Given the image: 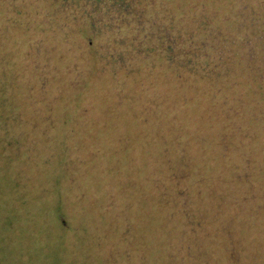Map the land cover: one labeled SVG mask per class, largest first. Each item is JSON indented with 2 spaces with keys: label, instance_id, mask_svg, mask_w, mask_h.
<instances>
[{
  "label": "trees",
  "instance_id": "16d2710c",
  "mask_svg": "<svg viewBox=\"0 0 264 264\" xmlns=\"http://www.w3.org/2000/svg\"><path fill=\"white\" fill-rule=\"evenodd\" d=\"M155 6V3L150 0H0V69L1 67L8 66L12 68L15 66L16 51L10 49L14 45L15 37L25 40L26 47L22 55L38 60L40 56L36 55L37 49L45 43L46 39L54 46V35H56L64 47L60 50L51 48L49 59L55 61L50 63L51 65L47 66L45 62L42 66L36 65L34 67L35 72L31 78L37 80L38 91H48L51 85L54 86V84L64 85L59 105H63L65 109L68 108L65 107L67 106L66 103L70 104L69 108H71L74 102L82 101L84 92L90 91L92 79H100L102 75H108L111 78V80L105 81L104 84L111 83L113 89L117 88L129 92L120 97L119 101L116 100V103L110 101L109 105H106L112 107V109H107V113H109L108 116L113 114L114 118L107 121L111 129H103L97 127L99 123H95L97 122L95 118L90 120L88 115H84L83 112L73 115L71 111H68L70 110L68 108V110L66 109L67 112L60 115L57 113L58 111H52L47 104L46 109L49 111L47 115L36 114L35 116L34 114L33 121L32 118H23L19 115L21 112L19 110L22 107H20V104L14 103V97L21 98L22 102L24 94L28 93V90L30 92H33V90L23 88L26 92L23 93V91L16 90L11 85L4 88L7 86L2 85V81H0V156H2V159L7 158V152H4L5 149L9 153L12 149L15 152L20 149L17 157L18 161L21 160L22 165H24L23 170L35 169L40 163L34 162L32 160L34 157H28V154H26L28 152L26 143L35 144L37 138L35 130L20 132L22 129L15 130L12 126L26 125L32 122L38 125L48 124L54 128L60 122L65 125L67 122L65 117H68V121L72 122V127L65 129L61 138L62 142L63 140L66 141L69 147L65 148L61 142L62 148L58 152L51 150L47 163L52 164L53 158L58 161V164L63 165L64 160L67 161L68 159V150H75L76 152L81 150L83 159L78 163V167L85 166L88 168L85 171L83 170L80 177L74 178L70 184L68 181L63 182L60 175H54L51 179L45 172V175L50 179L49 184H46L44 178L42 179L44 184L47 185V189L42 192L34 190L33 199L30 201H26V197L29 192H33V189H28L29 192L24 194L22 204L28 205L30 209H26L18 217L15 216V220L19 221V224L15 227L18 229L22 226L21 223L24 222L27 223L25 227L31 225L34 230L33 234L35 236H31L28 242L22 239L23 236L16 237L20 238L17 241L22 245L20 251L26 264H55V262L56 264H121L122 257L125 258L124 253L119 254L120 252L115 251L113 258L104 261L95 252V249H100L103 244L107 245L108 235L104 233L103 236L101 233H97L91 236L93 228L96 227L95 221L92 220H95V218L91 214L92 210H89L86 205L88 196L84 195L85 191L80 183H82L85 176L97 175L96 162L110 160L114 166H108L106 161V165H104L106 172H113L115 169L121 171L124 168L127 175L126 185L124 186L119 182L118 185L123 190L117 196V199L122 201V208L127 212L122 215L121 220L133 222V218H136V212L146 230H149L152 226H158L159 230L164 231L163 233L169 231L168 220L165 221L164 215H160L158 206L163 208L172 206L174 209V207H177L178 201L183 206L187 200L186 197L190 195L187 187L189 180L192 183L198 181L203 187V190L195 189V195L200 192V196L203 198L209 199L212 197L213 193L209 191V183L211 182L198 174L197 167H194L190 172V178L186 172L187 175H180V178L177 179L170 172L166 175V178L158 172L146 175L143 169L138 170L137 166L132 164L135 160V157H131L133 154L138 156L137 161L142 164L145 163V165L147 163L146 159L150 156V152L143 146L144 141H146L145 134L136 132L134 128H121L120 122H124L129 126L131 124L137 125L138 121L146 123L147 118L145 115L144 120L139 118L143 115L118 118V108L116 107L127 104L131 108L135 106L137 100L143 108L142 112L144 114L148 113L151 118H155L153 113L154 108L157 107L145 106L150 104L145 101L144 96L138 99L132 92L127 90L129 86V90L132 91L133 86L136 85L139 93L147 92L154 84L151 75L143 73L146 60L151 58L147 56L145 51L156 52V57L164 63L160 70L168 71L175 76L177 82L174 83V86L176 85L178 92H192L195 94L196 91H199L201 94H211L212 106L217 105L213 101L215 97L222 101L225 105V112H220L218 115L225 118L229 139L236 140L234 135L240 131V128L246 130L252 124L258 126L264 124V115L261 116L263 111H260L263 107L257 104L263 101L260 94L264 95V80L258 75L252 76L253 73H264V65H253V61L256 60L257 56L264 58L262 46L247 49L249 55L246 54V59L253 64L239 67L237 65V60H239L238 49L241 47L242 42L248 39H246L247 34H241L239 29L235 27L234 19H231L230 15L215 17L217 29L205 19L197 24L194 23L191 28H185L182 19L176 15L179 31L171 32L165 25L160 29L152 27L151 17L156 13ZM32 11H35L34 16L28 14ZM164 15L167 14L164 13ZM255 19L260 20L258 17ZM170 21L171 16L167 15V22L170 23ZM225 27L230 28L231 34L227 32ZM255 41V39L252 40V42ZM100 42H102L103 50H100ZM105 44L106 47H104ZM29 47L31 48L30 53L31 51L34 52V49L36 53H27ZM43 48L46 50L45 47ZM11 51L12 54H10ZM13 55H15V58H13ZM60 61L63 63L61 68L57 67V63ZM94 65L97 67L95 70H91ZM58 70L62 71V79L65 83L58 75ZM95 71L98 72V75ZM0 76H5L2 70ZM232 94L234 98H232ZM5 95L8 100L3 105L1 100ZM230 99L237 103L235 107L233 103H230ZM182 100L189 102L191 99L190 96H187ZM38 102H42V98ZM241 104L244 107H241ZM221 107L222 104L219 105V108ZM86 108L92 109L91 106ZM213 108H207V114L216 119L218 116L213 112ZM65 109L64 111H66ZM2 111L6 113L4 116ZM255 112L263 120L261 118L257 119L254 116ZM159 115L162 117L163 113ZM115 119L117 126L114 123ZM111 131H113L112 141L105 137V134ZM49 133L50 129L48 134L43 133L49 135V138L38 139L40 148L43 146L51 148V145L55 143L54 141H57ZM239 137L237 136V142H241L238 139ZM248 137L251 138L249 145L254 149L258 133L253 131ZM241 139L244 144V138ZM99 142H111L110 149L103 152L98 151ZM245 144L247 145V143ZM126 153H128L127 158L125 157ZM21 155L26 158V163L22 161ZM37 156L39 155L37 154ZM213 160L214 158L211 157L210 162ZM99 168L102 172L99 179L94 178V181L99 185H103L105 184L103 167L99 166ZM64 172L66 171L64 170ZM40 177L41 174L39 173ZM134 179L140 180L142 185L135 182ZM0 181L3 187L8 186V179L5 175L0 177ZM25 184L23 183V185ZM15 189L21 192L24 190L19 186H15ZM78 191H81V195L77 201L66 197L67 192L77 193ZM172 199H174L173 202ZM66 200L72 201L71 206H76L71 213L68 211ZM112 207L116 208V201L110 204L105 201L103 205H98L96 218L100 221H108L113 210ZM186 208L190 210V206H186ZM33 213L42 216L44 219L50 218L54 223L57 221L61 227L67 230H73L72 235L67 234V231L62 234H51V236H49V232L45 231L43 235L37 231L44 227L42 223L35 224L31 221ZM187 213L191 217L188 226L192 227L194 223L197 224L198 217L195 215V218H193L191 211ZM117 220H119L118 217ZM1 226H3L2 229H4V226L8 229L7 224H1ZM76 226L80 229V232L83 231V234L80 232L78 234ZM15 227H12L11 231ZM6 239H10V237H6ZM87 241L90 244L87 246L82 245ZM156 242L158 241L154 240L156 246L153 245L144 252L143 264H154V262H149L148 258L152 255V260H155L153 255L156 252L161 254V258H164L163 253L166 252L168 244L162 233L161 243ZM6 247H8V244ZM135 248L134 252L138 253L140 249ZM208 250L206 249L205 253ZM15 254H10L8 258L3 255L4 259H8L3 260V263L20 264L18 261L10 262ZM54 254L57 256L55 257ZM45 255L48 259L45 258ZM159 264L165 263L161 260ZM179 264L183 263L180 261ZM200 264H204V262Z\"/></svg>",
  "mask_w": 264,
  "mask_h": 264
},
{
  "label": "rangeland",
  "instance_id": "374dc122",
  "mask_svg": "<svg viewBox=\"0 0 264 264\" xmlns=\"http://www.w3.org/2000/svg\"><path fill=\"white\" fill-rule=\"evenodd\" d=\"M150 1L156 5L154 8L156 13L151 17L152 27L160 29L165 25L171 32L179 31L176 15L182 19L183 27L185 28H191L194 23L197 24L205 19L208 23L214 25L213 27L216 29L218 26L215 24V17L226 14L230 15V18L234 19L235 27L239 29L241 34H247V37H245L248 39L247 41H243L241 47L238 49L239 60H237V65L239 67L253 64L252 62L249 63L246 59V54H248L247 49H251L252 47L257 48V46L261 45L264 50V0ZM164 13L171 16L170 23L167 22V15L165 16ZM28 14L34 16L35 11L28 12ZM256 17L260 20L255 19ZM225 29L231 34L232 31L229 27H225ZM157 35L159 36L158 30ZM54 36V46L46 39L45 43L37 49V53L33 47L34 52L31 51V53H36V55L40 56L38 60L32 57H24L22 54L26 47L25 40L15 37L14 45L10 48L16 51V58L13 55V58L16 60L15 66L12 68L6 66L0 69V72L2 70V73L5 75L0 76L2 85L5 84L7 86L4 88H8L11 85L14 89L21 90L23 93H26L23 88L33 90V92L28 90V93L24 94L22 102L21 98L14 97V103L20 104V107H22L19 110L21 111L19 115L23 118H32V121L36 114L45 116L49 113L46 109V104L49 105L52 111H58L57 113L60 115L67 112L70 105L66 103L67 106L65 107H68L66 108L67 110L63 105H59L64 85L60 83L54 84V86L51 85L48 91H38L37 80L31 78L35 72L34 67L36 65L42 66L46 62L47 66H49L51 65L50 63L55 62L49 59L52 47L55 50H60L64 47L61 45L59 37ZM254 39L256 41L252 42ZM101 43L100 50H103ZM106 46L105 44L104 47ZM30 50L31 48L29 47L27 53ZM145 53L151 58L146 60L143 73L151 75L150 77L153 79L154 84L147 92L139 93L136 85L133 86L132 91L129 90V86L127 90L132 92L138 99L144 96L145 101L150 104H144L145 106H156L157 108H154L155 111L153 113L155 118L149 117L148 113L144 114L142 112L143 108L137 100L135 106L131 108L127 104L122 107H116L118 108V118L131 117L133 115L135 117L143 115L139 117L141 119L145 115L147 118L146 123L138 121L137 125L131 124L129 126L124 122H120L121 128H134L136 132H143V135L145 134L144 138L146 141H144L143 146L150 152V156L146 159L147 163L145 165V163L142 164L137 161L138 156L133 154L131 157H135V160L132 164H135L138 170L140 168L143 169L146 175L158 172L166 178V175L170 172L177 179L180 178V175H187V173L189 177L192 169L197 167L198 174L211 182H208L209 191L213 195L209 199L201 197L200 192L195 195V189L203 190V187L198 181L192 183L189 180L187 187L190 195L186 197L187 200L183 206L180 205L179 201L177 202L178 205L176 204L177 207H174V209L172 206H167L166 208L158 206L160 215H164L165 221L168 220L169 231L163 233L164 231L162 229V231L159 230L158 226H152L149 230H146L136 212L137 220L136 218H133V222L121 220L122 215H125L127 212V210L122 208V201L117 199V196L123 190V188L119 187V182L124 186L126 185L127 175L124 172V168L121 171L115 169L113 172H106L104 168L106 161L108 166L113 167L114 164L110 160L96 162L97 175L85 176L82 183H80L82 189L85 191L84 195L88 196L86 205L89 207V210H92L91 214L95 218V220H92L95 221L96 227L93 228L91 236L97 233H101L103 236L105 233L109 236L107 245L103 244L100 249H95V252L98 253L100 258L107 261L114 257L115 251H118L120 252L119 254H125V258L122 257L121 264H143L145 259L144 252L149 247L155 245L154 240L161 243L162 233L168 244V248L163 253L164 258H161V254L157 252L153 255L155 260H152V255L149 256L148 261L154 262V264H159L161 260L165 264H179L180 261L183 264H200L201 262H204V264H264V124L260 126L252 124L246 130L240 128V131L234 135L236 140L229 139L227 127L225 126V118L218 115L220 112H225V105L222 101L215 97L213 101L217 105L212 106L211 94H201L199 91H196L197 93L195 94L192 92H178L176 85L174 86V83L177 82L175 76L168 71L164 72L160 70V67L164 66V63L156 57V52L145 51ZM10 54H12V51ZM253 62L255 66L264 65V58L257 56ZM61 66H63V63L60 61L57 63V67L61 68ZM96 67L94 65L91 70H95ZM58 72L63 81L62 71L58 70ZM95 73L98 75L97 71ZM253 75H258L264 80V73H253ZM95 79L96 81H94ZM92 80L90 91L87 90L83 94L84 99L74 102V105L68 111H71L73 115L83 112L84 115H88L90 120L95 118L97 121L95 123H99L97 124L98 128L111 129L107 121L113 119L114 115L108 116L107 109H112V107L106 105H109L110 101L116 103V100L119 101L120 97L129 92H124L117 88L113 89V84L111 83L104 84L105 81L111 80L108 75H102L100 79L94 78ZM187 96H190L191 100L189 102L182 100V98ZM260 96L263 101L257 104L263 107L260 110L261 112L263 111L261 113V116H263L264 95L260 94ZM224 97L227 99L226 96ZM41 98L42 102H38ZM232 98H234L233 94ZM7 100L8 97L6 95L3 96L1 104L4 105ZM23 102H25L24 106ZM230 103H233L234 107L237 105L231 99ZM221 104L222 107L219 108ZM90 106L91 110L86 108ZM212 107H214L213 112L218 116L216 119L207 114V108ZM241 107H244V105L241 104ZM160 113H163L162 117L159 115ZM2 114L4 116L6 113L2 111ZM254 116L257 119L261 118L256 112ZM65 120H67L65 125L60 122L54 128L48 124L38 125L32 122L26 125L12 126L15 130L22 129L20 132L35 130L37 135L35 144L26 143V148L28 149L26 154H28V157H34L32 160L40 163L35 169L23 170L24 165H22L21 160L18 161L17 157L20 149L16 152L12 149L11 153L5 149L4 152H7V158L2 159V156H0V177L5 175L8 179V186L6 187H3L0 181V230L3 228L1 224H7L8 226V229L4 226V229L0 232V235H2L0 236L2 237L0 245H3L2 252L5 257L8 258L10 254L16 253L10 262L18 261L20 264H26L20 251L22 245L17 241L20 238L16 237L23 236L22 239L28 242L31 236H35L30 224H28L30 226L25 227L27 223L23 222L21 223L22 226L18 229L15 227L19 224V221L15 220V216L18 217L26 209H30L28 205L22 204V198L25 193L29 192L28 189H33V192H29L26 201L33 199L34 190L42 192L47 189V185L44 184V180L42 179H45L46 184H49L50 179L45 175V172L51 179L54 175H60L63 182L68 181L70 184L74 178L80 177L83 170L88 169L85 166V168L78 167V163L83 159L81 150H77L78 152L68 150L69 156L67 161L64 160L63 165L58 164V161L53 158L52 164L47 163L51 150L58 152L62 148L61 137L64 130L72 127V122L68 121V117H65ZM114 123L115 126L118 125L116 119ZM49 129L50 136L54 137L57 141L53 142L54 144L51 145V148H45L44 146L40 148L38 139L49 138V135L43 134L44 132L48 134ZM253 131L258 133L254 149L249 145L251 138L248 137ZM237 136H240L238 139L241 142H237ZM105 137L112 141L113 131L107 132ZM241 138H244V144ZM147 140H149L148 144ZM62 143L65 148L69 147L66 141L63 140ZM110 145L111 142H99L98 151L109 150ZM127 156L128 153L125 154L126 158ZM20 157L24 163L27 162L24 156L21 155ZM211 157L214 158L212 162H210ZM99 166L103 167L105 176V184L103 185H99L94 181V178L99 179V175L102 172ZM39 173L41 174L40 178ZM135 182L142 185L140 180H135ZM23 183L26 184L23 185ZM15 186L23 188V192L15 189ZM166 186L168 185L166 184ZM67 193L66 197L74 201H77L81 195V191ZM105 201H108V204L116 201V208H111L113 210L111 211L110 221H100L96 218L97 206L103 205ZM173 201L174 199H172ZM66 205L70 213L76 207L71 206L72 201L66 200ZM186 206H190V210ZM189 211L193 213V218H195V215L198 217L197 224L194 223L192 227L188 226L191 220V217L187 213ZM33 214L31 221L35 224L42 223L44 227L37 231L43 235L45 231L49 232V236L51 234L56 235L55 233L62 234L65 231H67V234L72 235L73 230L61 227L57 221L54 223L50 218L44 219L42 216ZM117 217L119 220H117ZM12 227H15V229L11 231ZM77 230L79 234L80 229L77 228ZM80 233L83 234V231ZM6 237H10V239H6ZM7 244L8 247H6ZM88 244H90L89 241L82 245L87 246ZM135 247L140 249L138 253L134 252ZM206 249H209L207 253H205ZM186 255L187 257H185ZM54 256L56 257L57 255L54 254ZM45 258L48 259L46 255Z\"/></svg>",
  "mask_w": 264,
  "mask_h": 264
},
{
  "label": "flooded vegetation",
  "instance_id": "af4514ba",
  "mask_svg": "<svg viewBox=\"0 0 264 264\" xmlns=\"http://www.w3.org/2000/svg\"><path fill=\"white\" fill-rule=\"evenodd\" d=\"M2 246L3 245H0V264H4L3 260H5V259H3L4 258V256H3L4 253L2 252Z\"/></svg>",
  "mask_w": 264,
  "mask_h": 264
}]
</instances>
